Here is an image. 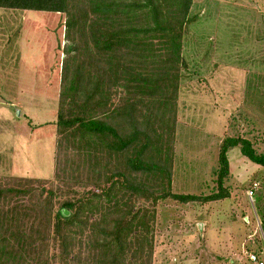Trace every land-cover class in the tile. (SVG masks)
<instances>
[{"label": "trees", "instance_id": "obj_1", "mask_svg": "<svg viewBox=\"0 0 264 264\" xmlns=\"http://www.w3.org/2000/svg\"><path fill=\"white\" fill-rule=\"evenodd\" d=\"M193 0H0L63 14L52 180L0 177V264H152L155 206L229 197L226 136L216 191L171 190L183 38Z\"/></svg>", "mask_w": 264, "mask_h": 264}, {"label": "rangeland", "instance_id": "obj_2", "mask_svg": "<svg viewBox=\"0 0 264 264\" xmlns=\"http://www.w3.org/2000/svg\"><path fill=\"white\" fill-rule=\"evenodd\" d=\"M182 55L171 190L216 191L222 140L264 153V0H193ZM63 14L0 7V177L52 180ZM229 197L157 202L152 264H264V167L228 153Z\"/></svg>", "mask_w": 264, "mask_h": 264}, {"label": "built area", "instance_id": "obj_3", "mask_svg": "<svg viewBox=\"0 0 264 264\" xmlns=\"http://www.w3.org/2000/svg\"><path fill=\"white\" fill-rule=\"evenodd\" d=\"M248 257H249V260H250V261L256 262V263H258V264H263L261 261H258V259H257V257H256L255 254H249Z\"/></svg>", "mask_w": 264, "mask_h": 264}]
</instances>
